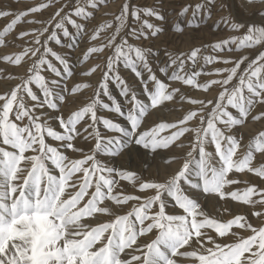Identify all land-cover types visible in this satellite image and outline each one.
<instances>
[{
    "label": "snow or ice",
    "instance_id": "6c2138e0",
    "mask_svg": "<svg viewBox=\"0 0 264 264\" xmlns=\"http://www.w3.org/2000/svg\"><path fill=\"white\" fill-rule=\"evenodd\" d=\"M105 2L39 0L23 11L0 10V18L12 17L0 45L21 22L41 25L18 34L30 37L21 51L0 56L28 65L0 93V264H264V188L240 189L232 178L247 171L264 179V164H252L254 153L264 154V131L246 146L235 134L249 118L264 120V0L185 6L180 16L191 9L200 20L227 9L215 23L241 35L189 52L165 51V60L159 50L130 42L165 32L144 19L166 23L165 15L123 0L116 12L104 14L111 19L89 29ZM46 10L47 20H25ZM248 10L259 21L246 18ZM174 27L183 38V26ZM77 41L88 45L81 64L105 54L102 64L80 73L91 77L99 70L95 86L69 84L75 74L70 61L50 46L72 49ZM151 58L162 63L159 74L181 87L161 79ZM122 69L134 75L135 87ZM4 79L16 77L6 73ZM183 86L204 98L186 96ZM87 88L92 95L84 99ZM177 98L191 107L172 122L163 120L162 111H171L168 102ZM68 103L75 109L65 111ZM149 154L154 161L165 158V168L177 167L162 179L159 170L145 175ZM133 157L143 166L104 162ZM124 182L138 194H126ZM205 194H216L217 204L230 197L249 212L222 207L210 214L200 202ZM249 216L260 223L254 226Z\"/></svg>",
    "mask_w": 264,
    "mask_h": 264
},
{
    "label": "rangeland",
    "instance_id": "374dc122",
    "mask_svg": "<svg viewBox=\"0 0 264 264\" xmlns=\"http://www.w3.org/2000/svg\"><path fill=\"white\" fill-rule=\"evenodd\" d=\"M39 0H0V10H10L13 12L16 11H23L27 7L33 6L37 4ZM65 2L75 3V0H65ZM123 0H106L103 4L102 8L98 11L96 19L93 20L91 23L88 24V28L91 29L95 24L102 22V19H111L112 16L108 15L105 16L104 14L107 12L109 14L116 12L118 5H120ZM200 2V0H133V3L138 6L143 7H150L154 8L156 11L160 12L161 14L167 17L166 23L159 21L156 17H144L150 23L154 25L161 26L165 28V32H162L158 35V37L150 38L148 40L142 41H131L132 43H137L142 47H152L153 51L159 50L161 60H165V51L170 53L178 52H189L193 47H199L202 44H208L216 42L221 38H227L230 35H241L238 32L230 31L226 26L224 27L223 31H220L221 28L220 24L215 23L216 21L220 20V17L223 15L228 14V10L225 9L221 11L217 9L211 16V18L205 17L203 20H200L198 17L193 18L191 9L188 13L184 16H180V12L185 6L195 5L196 3ZM219 2V0H217ZM244 0H236L237 4L243 3ZM71 9H69L70 11ZM51 10L43 11L42 13H36L30 15L25 18L26 21H31L33 19L36 20H47L49 16V12ZM245 17L250 20L259 21V16H253L252 11L248 10L245 12ZM12 17L0 18V32L3 31L5 25L10 22ZM192 19L193 23L191 26L188 25V20ZM183 26L184 36L180 38V32L176 30L174 27L175 25ZM259 26V25H258ZM41 27L40 24L29 23V22H21L19 23L12 31H10L5 37L6 44L0 45V56L10 55L12 53H17L21 51V46L28 44L30 41V37L26 39H19L18 34L21 31H29L33 28ZM71 30V29H70ZM195 37L193 39L192 37ZM99 42V41H98ZM97 42V43H98ZM54 47L55 50L64 52L67 55V58L70 61L71 67L74 71L73 77L68 80L69 84H74L77 82L88 83L95 86L97 80L100 78V71L92 75L91 77H85L80 75L82 71H87L90 67L96 64H102L104 61L105 54H94L92 58H90L87 62L81 64L79 62V57L82 50H86V46H88L83 41H77L76 46L72 49H64L60 46H56L54 44L50 45ZM257 49L253 50H241L245 51L246 54H251L252 51H256ZM206 54H210L206 53ZM151 63L154 70H157V74L161 76V79H165V77L158 72V68L163 66L162 63L155 58H151ZM28 65L26 64L25 67H20L18 65L8 64L2 60H0V93L6 90L9 83L14 85L15 82H18L19 77L24 74L25 68ZM190 68L189 65H186V71ZM210 70V66H209ZM11 73L13 76L16 77L13 81H8L4 79V74ZM171 74V69L169 70V75ZM48 75L49 79L55 78L54 75L45 73ZM121 75L124 76L133 87H135V77L133 74L128 72L127 70H121ZM203 79V77H202ZM165 82L169 83L173 87H181L180 82L177 81H169L165 79ZM63 86V81L61 83V87ZM113 94H118V90L114 87L112 88ZM182 91L184 94L191 98H204V93L199 89H192L189 86H183ZM92 95V88H87L84 90V99H87ZM212 94H209V97ZM169 104V111L168 109H164L162 111V119L168 122L174 121L185 109L190 108L191 105L185 101H180L178 98L176 102L173 104L172 102H168ZM76 107L75 104L68 103L65 106V111L69 109L74 110ZM255 111V110H254ZM159 122V121H158ZM239 131L235 134L238 139L242 137V143L246 146L248 143H254V138L258 136L259 132L264 131V120L262 121H253L250 118L245 121L242 126H238ZM165 133H162V135ZM187 143V141H185ZM164 150H161L163 152ZM177 150L173 149L172 153H168L167 155L170 157L171 155L175 154ZM241 151V155H243V150ZM105 153H98V158L104 160ZM115 165H119L120 163L130 164L133 167H142L143 165L137 164L136 158L133 157L128 161H107ZM166 159L165 158H158L157 160H153L151 158V154H149L147 160V167L145 168V175L149 176H156L159 170V178H164L167 176L174 168L177 167L176 164H173L171 168H165ZM254 167H259L260 165L264 164V154L261 153H254V159L252 162ZM231 175V174H230ZM233 179L239 181L238 185L235 187H239L243 189L244 187L256 185L259 188H264V179L257 177L253 173H248L247 171L243 173H237L232 176ZM126 185V194H138V189L132 187V185L128 182H124ZM230 190H234L230 186ZM205 198H207V202H205ZM218 197L216 194H205L201 197V203L204 205L205 209L210 214H215L217 209H222V207H227L232 210L233 213H245L249 212L250 206H243L238 201H231V198H226L225 201H220L217 204ZM131 203L121 210L120 214L123 212L130 210ZM240 210V211H239ZM223 219L230 218L227 214H224ZM250 221L253 225H257L260 223L255 217L249 216ZM248 232H241V235L247 236ZM185 264H191L190 261H185Z\"/></svg>",
    "mask_w": 264,
    "mask_h": 264
},
{
    "label": "bare ground",
    "instance_id": "6f19581e",
    "mask_svg": "<svg viewBox=\"0 0 264 264\" xmlns=\"http://www.w3.org/2000/svg\"><path fill=\"white\" fill-rule=\"evenodd\" d=\"M240 211V210H239Z\"/></svg>",
    "mask_w": 264,
    "mask_h": 264
}]
</instances>
